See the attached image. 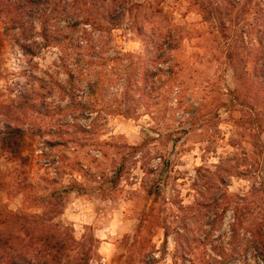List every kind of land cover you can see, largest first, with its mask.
I'll return each mask as SVG.
<instances>
[{"label":"rangeland","instance_id":"rangeland-1","mask_svg":"<svg viewBox=\"0 0 264 264\" xmlns=\"http://www.w3.org/2000/svg\"><path fill=\"white\" fill-rule=\"evenodd\" d=\"M68 1L80 18L92 14L97 28L112 32L102 39L110 55L143 53V28L148 36L170 29L184 91L178 104L173 97L162 111L139 105L130 117L108 116L96 134L80 131L92 127L88 112L17 109L13 100L25 90L50 110L67 105L58 92L46 97L42 89L50 76L63 81L66 75L57 63L59 45L38 48L39 21L25 34L8 33L7 26L19 21L3 3L0 128L9 121L41 135L28 139L27 165L0 143V174L14 183L11 196L0 189V210L58 237L73 236L91 249L90 264H214L222 251L238 253L232 264H264V250L250 231L264 228V129L258 122L264 124V83L255 77L259 10L251 0ZM63 2L44 14L55 32L72 22L55 9ZM123 4L129 11L121 23H107L103 12H122ZM20 40L34 44L36 55L26 54ZM130 107L134 101L122 106ZM119 168L124 173L114 187ZM146 208H155L165 227L152 218L139 228ZM237 212L243 226L235 238ZM139 229L134 244L129 236ZM9 261L1 250L0 264Z\"/></svg>","mask_w":264,"mask_h":264},{"label":"trees","instance_id":"trees-1","mask_svg":"<svg viewBox=\"0 0 264 264\" xmlns=\"http://www.w3.org/2000/svg\"><path fill=\"white\" fill-rule=\"evenodd\" d=\"M7 1L0 0V19L6 17L2 4L10 3L11 10L8 12L15 16V20L19 21L18 24H14V28L7 26L8 33L11 32V29H21L23 31L21 35L25 34L28 25L33 28L35 22L39 21L43 42H39L38 48L46 49L53 45H59L61 53L57 63L59 69L66 75V79L63 81L50 76L47 86L42 89L46 91V97H51L58 92L61 99L68 101L67 105L56 106L50 110L45 104L39 103L40 98L37 97V94L31 90H25L13 100L14 104L19 102L17 109L22 111L38 109L46 111L47 114H63L69 110L88 112L92 120V127L86 129L79 126L80 131L96 134L98 124H106L108 116L130 117L134 113H138L136 109L139 105L159 107L162 111V106L169 103L168 100L173 97L176 99V104L179 103L184 90L183 83L180 82V64L177 56L173 54L177 47L174 46L169 28V30H162L160 34L153 31L154 35L151 36H148L147 30L143 28L142 34L146 37V47L143 53L119 51L110 55V51L105 48L102 39L106 33L111 35L112 32L97 28L92 14L83 19L80 18L77 6L69 3L68 0H64L63 4L55 5V9L60 16L66 15L72 22L56 32L48 27L49 17H45L44 14L57 0ZM251 5L252 8H257L262 16V26L258 27L256 32L259 51L255 55V77L264 83V2L263 0H251ZM59 6L60 9H58ZM143 6V4H138L139 8ZM121 11L113 13V10L108 7L102 15L107 23L119 25L129 9L127 8L126 11L123 4ZM20 46L26 54L36 55L34 44H26L20 40ZM237 97L240 98L239 95ZM133 101L135 109L130 107L123 110L124 104L129 105ZM14 104L7 105V109H10ZM152 114L154 115V113ZM258 122L263 130V122L260 119ZM38 135H41L40 130H30L7 121L4 123V127L0 128V143L3 151L27 165L30 157L23 156V153L27 148L28 139ZM49 144L54 145L52 142ZM123 173L124 169L119 168V175L111 180L114 187L118 185L119 178ZM1 175L2 173L0 174V189L8 196L13 195V181L5 180L4 175ZM153 195V190H150L149 200ZM152 218L157 220L159 225L165 227V218L156 215L155 208L150 211L146 208L139 228L143 226L142 224L152 221ZM236 218L238 223L233 226L235 238L239 236L240 227L243 226L240 213L237 212ZM23 219L25 222H22ZM0 227L4 229L0 230V251L2 250L8 256L9 264H90L91 249H86L73 236L64 235V237L61 235L58 237L57 233L47 229L39 230L24 216L5 209L0 210ZM263 230L264 228L257 227V230L250 231L264 250ZM169 236L170 232H165L166 242ZM129 237L135 244L140 237V229ZM75 246L78 247V251L71 260V250L73 251ZM237 254L236 251H222L215 259L214 264H232L238 257ZM262 257L264 259V252Z\"/></svg>","mask_w":264,"mask_h":264}]
</instances>
